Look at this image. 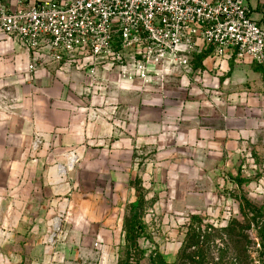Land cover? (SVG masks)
I'll use <instances>...</instances> for the list:
<instances>
[{
	"label": "crops",
	"instance_id": "0c3cea01",
	"mask_svg": "<svg viewBox=\"0 0 264 264\" xmlns=\"http://www.w3.org/2000/svg\"><path fill=\"white\" fill-rule=\"evenodd\" d=\"M13 2L0 0L8 5ZM248 3L258 18L264 0ZM13 49L0 34V264H81L91 243L87 235H99L103 226L109 231L98 240L111 252L122 240L119 214L132 207L137 184L146 185L153 177L164 181L159 185L173 188L180 171L192 173L193 164L203 165L206 174L218 177L225 162L236 157L242 138L256 136L238 109L241 101L234 102L224 92H218L224 100L218 110L206 97L212 107L206 111V100L202 105L196 98L182 97L183 90L171 86L176 81L169 85L165 100L158 93L123 85V90L113 93L127 106L138 108L136 118L146 134L141 136L144 154L138 156L132 136L116 141L107 137L111 133L108 123L89 122L75 111L85 102L78 82L66 86L63 79L49 75L28 82L20 70L24 64L13 61ZM179 115L192 140L202 138L203 145L182 148L195 151L193 157L173 153L171 147L152 152L148 135L158 132L163 119ZM35 130L43 133L44 140L38 152H30ZM71 152L78 159L66 182L57 163ZM67 209L75 217L62 226L73 230V236L58 234L51 241V214ZM9 229L21 232L14 235L7 233ZM6 233L12 236L5 237Z\"/></svg>",
	"mask_w": 264,
	"mask_h": 264
},
{
	"label": "built area",
	"instance_id": "2783aa9c",
	"mask_svg": "<svg viewBox=\"0 0 264 264\" xmlns=\"http://www.w3.org/2000/svg\"><path fill=\"white\" fill-rule=\"evenodd\" d=\"M0 34L10 40L13 61L24 64L20 70L28 82L49 75L70 86L82 77L85 102L75 111L89 122L108 123L107 137L116 141L132 136L138 156L144 154L141 136L146 135L138 108L125 105L112 87L132 85L165 100L176 81L219 109L224 100L210 81L212 72L223 74L232 60L264 67V10L256 18L248 0H14L0 3ZM204 52L211 66L205 61L195 68L191 58ZM33 133L35 151L44 135ZM148 136L152 152L203 145L202 138L192 140L182 115L163 119L158 132ZM250 138H242L236 153L252 156ZM69 154L75 162L68 173L78 159Z\"/></svg>",
	"mask_w": 264,
	"mask_h": 264
},
{
	"label": "rangeland",
	"instance_id": "374dc122",
	"mask_svg": "<svg viewBox=\"0 0 264 264\" xmlns=\"http://www.w3.org/2000/svg\"><path fill=\"white\" fill-rule=\"evenodd\" d=\"M205 61L211 66L208 52L191 58L195 68L203 66ZM212 73L210 79L215 91L224 92L228 98L232 96L234 102L240 100L238 109L245 124L257 131L249 139L252 156L237 153L225 162L218 177L206 174L203 165L193 164L192 173L180 171L173 188L164 187V183L159 185L163 180L159 182L153 177L146 185L137 184V198L132 207L119 214L122 240L112 246L111 252L104 248L102 240L97 245L98 237L109 231L102 225L99 235H87L91 243L81 264H177L193 229L200 227L202 232L206 230V236L200 237L206 243L191 246L196 260H204V264H264V67L249 59L232 60L223 74ZM76 82L82 89V77ZM115 89L124 88L116 85L111 88L112 94ZM182 97L196 98L203 105V98L191 97L183 91ZM205 100L206 111L212 110ZM183 147L173 146L170 150L193 157V150L182 151ZM199 150L201 153L202 149ZM201 157L204 160L205 156ZM103 216L109 218L113 214ZM56 217L61 221L58 228H55ZM74 217L68 209L51 214L49 237L52 233L56 237L73 236V230L62 224ZM12 232L15 235L21 231L9 229L7 233ZM7 233L5 237L12 236Z\"/></svg>",
	"mask_w": 264,
	"mask_h": 264
},
{
	"label": "trees",
	"instance_id": "16d2710c",
	"mask_svg": "<svg viewBox=\"0 0 264 264\" xmlns=\"http://www.w3.org/2000/svg\"><path fill=\"white\" fill-rule=\"evenodd\" d=\"M201 228L202 227H200L198 230L193 229L192 237L187 241L185 249L177 264H204V260L199 261L195 259L196 252L190 251L191 246H198L206 243V240L203 241L202 239H200L201 236H206V230L202 232ZM163 264H165V262H163Z\"/></svg>",
	"mask_w": 264,
	"mask_h": 264
},
{
	"label": "bare ground",
	"instance_id": "6f19581e",
	"mask_svg": "<svg viewBox=\"0 0 264 264\" xmlns=\"http://www.w3.org/2000/svg\"><path fill=\"white\" fill-rule=\"evenodd\" d=\"M74 162H75V159L73 158V155L72 154H69L67 157H66V160L64 161V169H62V168H59V166H57V170H58V173L60 174V175H67V171L68 170H70V168H72V166H73V164H74ZM60 221H59V219L58 218H56V220H55V228H58L59 227V225H60ZM53 236H55V233H52L51 235H50V238H53Z\"/></svg>",
	"mask_w": 264,
	"mask_h": 264
}]
</instances>
